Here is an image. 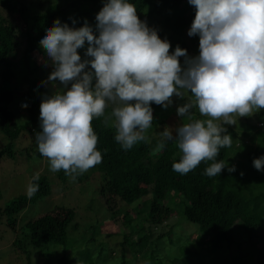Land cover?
<instances>
[{"label":"trees","instance_id":"1","mask_svg":"<svg viewBox=\"0 0 264 264\" xmlns=\"http://www.w3.org/2000/svg\"><path fill=\"white\" fill-rule=\"evenodd\" d=\"M105 2L106 0H71L59 6L51 0H19L15 6L10 0H0V134L7 140L0 148V159L12 157L13 142L19 131L26 128L29 131L30 126L33 127L34 134L42 131L39 126L38 105L50 94L43 84H35L36 78L28 85L23 99L27 104L24 108L26 121L17 128L9 105L18 99L10 85L21 79L27 82L23 76L16 79L17 74L29 72V75H32L38 71L34 59L46 54L39 42L46 35L47 29L53 27L56 20L74 30L87 23L94 34L98 35L95 18ZM127 2L135 6L138 18L150 29L157 31L160 39L171 43L169 54L174 49H171L173 46L184 48L181 38L193 21L188 15H196L195 7L190 5L188 0ZM81 49L83 53L86 52L87 42ZM17 52H20V55L15 61ZM194 52L197 57L199 46L194 48ZM48 58L44 57V60ZM81 59L84 61L82 56ZM15 67L18 73L14 70ZM85 71L93 70L87 66ZM57 82L61 88H65ZM68 86L71 87V84ZM191 98L193 99L192 95ZM113 107L114 105L108 106L105 114L108 115ZM151 107L153 121L146 133L149 143L138 142L127 151L115 141L116 129L105 125L104 117L93 118L92 121L93 130L98 137L96 150L101 153L102 162L90 170H96L101 175L97 195L110 213L109 220L116 222L115 216L119 214L122 203L130 205L137 202L135 208L142 206L141 209L147 203L146 215H141L133 224L128 220L122 222L126 225L127 232L122 236L120 243L119 264H127L124 258L125 247H142L149 238V227L163 224L175 212L173 206H177L184 221L196 225L197 228L189 236L180 230L182 235L176 244V255L169 254L166 262H158L147 255L148 264H234L233 260L236 258L247 264H264V236L261 238L259 235L264 233V171H257L253 166L254 159L264 156L263 109L256 110L253 114V125L236 122L234 129L224 126L227 129L224 134L232 137L231 147L221 148L213 161H202L194 170L181 175L172 169L173 163L179 162L182 155L175 142H165V147L153 154L157 145L163 141L162 136L155 137V134L161 133L159 128L169 118V114L177 117L172 123L173 130L188 121L177 115V108L165 109L155 103H152ZM191 111L193 119H208L202 117L195 108ZM256 123H259V126ZM173 134L175 135V132ZM232 147L242 148L244 151L243 156L239 155L236 162L229 165L235 166L236 171L229 172L227 168L215 177L206 176L205 169L213 162L224 161ZM34 155L38 158L42 156L39 152ZM66 176L63 170L56 174V178L61 182ZM82 177L79 175L75 180L80 183ZM31 183L39 185L38 191L31 198L26 194L12 200L3 209L4 215L13 219L15 214L23 211L28 205L49 195L50 188L44 177H39L38 180L32 178ZM171 201L174 203L172 207L169 205ZM12 219L9 226L15 223V219ZM73 219L74 213L71 209L53 207L24 223L21 227L23 239L28 241L32 250L42 256L44 254L41 249L44 247L52 249L53 253L59 252L49 264H90L84 256L64 254L69 226ZM144 223L149 226L145 230L142 226ZM133 233L139 235L136 242L130 241ZM19 243L21 241H13L15 246ZM188 249L192 251L188 252ZM237 249L243 251L248 258L231 253ZM80 250V253L88 251ZM224 251L228 253L224 255ZM29 254L30 251L22 252L24 264H30ZM99 255L100 251L92 264L97 262Z\"/></svg>","mask_w":264,"mask_h":264},{"label":"clouds","instance_id":"2","mask_svg":"<svg viewBox=\"0 0 264 264\" xmlns=\"http://www.w3.org/2000/svg\"><path fill=\"white\" fill-rule=\"evenodd\" d=\"M188 3L196 9L188 35L199 36L194 58L179 46L169 54L170 43L141 21L127 0H106L95 18L98 35L87 23L74 30L56 20L47 29L39 43L53 66L48 82L59 81L65 88L71 84L70 90L45 96L40 104L42 131L35 139L51 172L63 170L75 180L102 162L93 118L104 117L105 125L116 129L115 141L127 151L138 142L149 143L152 103L167 109L174 95L183 98L190 92L191 102L177 108V115L188 122L174 130L165 127L163 141L153 151L174 141L182 155L172 169L186 175L202 161H213L221 148L231 147L224 125H234V116L264 109V0ZM85 42V55L91 59L82 61L78 49ZM180 57H185L183 67ZM88 65L93 71H85ZM109 104L114 107L106 115ZM193 108L208 119H193ZM220 120L222 124L215 122ZM253 166L264 171V156L254 159ZM226 167L224 161L213 162L204 174L215 177ZM228 171H236L235 166ZM38 189L29 183L28 198Z\"/></svg>","mask_w":264,"mask_h":264},{"label":"rangeland","instance_id":"3","mask_svg":"<svg viewBox=\"0 0 264 264\" xmlns=\"http://www.w3.org/2000/svg\"><path fill=\"white\" fill-rule=\"evenodd\" d=\"M70 1L71 0H51L52 3L59 6H63ZM10 2L12 5L17 6L19 0H10ZM25 2H28V0H25ZM188 16L190 18L192 17V20L195 19V16H192V14H189ZM190 28L191 25L187 26L186 31L181 38V43L184 45L183 49L187 51L188 58H194L196 57L194 48L199 46V36L190 37L188 35ZM177 46L171 47V49H174L170 54L175 52ZM82 51L83 49H80L78 54L82 56L84 60H90V57H87ZM19 55L20 52H17L15 61L18 59ZM42 55L45 58H48L47 54L44 53ZM42 55L39 59H34L38 68V71L35 74L29 75V72L19 74L20 72L18 73L16 71V67L14 68L18 73L16 79H20L23 76L27 81L24 82L22 79L15 81V79V82L10 85V88L15 91V94L18 97V99L9 105V109L15 117V128L19 127V124H23L26 121L25 110L22 105L25 104V100L23 99L25 98L27 87L32 83L31 81L33 78H36L35 84H43V86L48 88L50 96L55 92L62 93L71 88L70 86H67V88H61L57 81L54 82V84L48 82V77L53 71V66L50 58L44 60ZM179 61L183 67L185 57H180ZM171 99L173 103L168 107L169 109L178 108L192 100L190 92H186L183 98L174 95ZM40 104L41 102L38 107H40ZM110 105L111 104H109V106ZM255 111L256 110H253L252 113L245 117L234 116L233 119L238 123L242 122V124L247 123L253 125L255 122L253 117ZM38 117H40V113ZM168 117L169 118L163 122V126L159 128L161 132L165 127L173 129L172 123L177 117L174 114H169ZM215 122L222 124V120ZM234 125L224 126L234 129ZM256 125L259 126V123H256ZM32 128L33 127L30 126L29 131L28 128L19 131L18 137L13 142V155L11 158L0 159V264H24V257L22 255L23 251H30V264H49L53 261L55 256L60 254L59 252H56L57 254L53 253V250L48 247L41 249L44 254L43 256L39 252L32 250L28 241L23 239V230L21 229L27 220H30L37 215L44 214L50 211L53 207L71 209L74 213V219L68 230V241L64 248V254L81 255L80 257L84 256V258L92 264L94 263L95 256H97V253L100 251V255L95 264H119L121 252L120 243L122 241V236L127 232V227L122 222L128 220L133 224L134 220L141 218V215H146L145 211H147V203L143 209H141L142 206L135 208L137 202L130 205L122 203V207L119 208V214L115 216L116 222H111L109 220L110 213L104 208L101 199L97 195V189L101 183L100 173L96 170L89 169L81 175L83 177L80 183L76 180H72L69 176L64 177V181H59L56 178L57 172L54 173L50 171V165L47 158H44L43 156L38 158L34 155L35 152H38V146L35 139L38 132L34 134ZM35 129L38 128L35 127ZM158 136L161 137L160 132L155 134V137ZM161 138L163 139V137ZM243 141L246 142V139ZM6 143L7 140L0 134V148ZM243 154L244 151L242 148L235 149V147H232L228 150L226 159L224 160L225 166L229 167V165L236 162L239 155L243 156ZM225 169H223L222 172H224ZM37 173L39 174V177H44L48 182L50 188L49 195L45 198L37 199L34 203L28 205L23 211L15 214L13 219L10 218V216L4 215L2 211L6 208L5 206L7 204L19 196L26 195L27 187L29 183H31V179ZM171 203L169 205L172 207L174 203L173 201H171ZM173 207L174 210L176 209L175 212L163 224L156 227H149L145 223L142 224L144 230L146 227H149V238L142 247H125L124 258L126 259L127 264H148L147 255L152 256V258L156 259L158 262H166L169 254L176 255L178 253L176 250V244L180 241L182 235L180 234V230L182 229L185 235L189 236L192 235L197 226L184 221L178 213L179 209L177 206ZM134 216H136V218ZM11 219H15L13 226H9ZM144 233L146 234V231H144ZM259 235L262 238L264 233H259ZM138 236V234L133 233L130 241L136 242ZM13 241H21V243H19L18 246H15ZM71 244L74 245L71 246ZM80 249H88V251L80 253V251H82ZM191 251V249H188V252ZM232 252L239 257L242 255L248 258V256L239 249L233 250L231 253ZM184 253L186 255L187 251ZM227 253L228 252L224 251V255ZM234 258H236V256H234ZM233 261L234 264H247L245 261H241L238 258Z\"/></svg>","mask_w":264,"mask_h":264}]
</instances>
